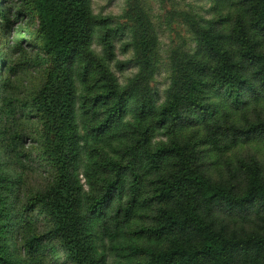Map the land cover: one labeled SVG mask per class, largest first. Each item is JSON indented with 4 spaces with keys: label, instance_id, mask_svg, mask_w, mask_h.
Returning a JSON list of instances; mask_svg holds the SVG:
<instances>
[{
    "label": "rangeland",
    "instance_id": "374dc122",
    "mask_svg": "<svg viewBox=\"0 0 264 264\" xmlns=\"http://www.w3.org/2000/svg\"><path fill=\"white\" fill-rule=\"evenodd\" d=\"M72 1L87 16L73 54L35 68L38 15L26 0H0V264H78L80 251L89 264H135L165 249L172 236L140 231L170 204L150 197L175 170L174 141L195 142L213 180L239 158L264 165L263 140L215 149L201 122L159 124L162 108L195 80L211 103L207 119L219 116L213 74L195 77L192 66L214 65L203 33L224 37L237 53L240 11L230 0ZM15 31L22 51L11 47ZM114 105L121 108L111 118L106 109ZM116 161L122 182L103 209H88L107 192ZM70 184L75 209L66 214L55 198ZM120 205L130 212L118 225ZM58 212L67 219L56 226Z\"/></svg>",
    "mask_w": 264,
    "mask_h": 264
},
{
    "label": "trees",
    "instance_id": "16d2710c",
    "mask_svg": "<svg viewBox=\"0 0 264 264\" xmlns=\"http://www.w3.org/2000/svg\"><path fill=\"white\" fill-rule=\"evenodd\" d=\"M26 1L38 15L41 27L34 67L56 57L69 59L87 19L84 10L73 5L72 0ZM230 1L240 11L233 29L237 53L222 40L224 37L203 33L204 49L214 65L197 62L192 66L195 77L213 74L218 87L214 95L223 100L222 107L217 104L219 116L207 119L211 103L201 93L203 82L195 80L162 108L159 121L168 130L201 122L208 142L215 149L224 142L237 146L264 141V0ZM18 34L20 31H15L11 47L22 51ZM120 108L114 105L106 111L112 118ZM168 151L174 158L175 170L156 181L150 200L170 204L160 207L153 225L140 232L155 237L169 235L172 239L165 249L151 253L146 262L135 264H264V165L239 158L236 163L227 164L225 178L213 180L195 142L174 141ZM111 164L116 174L107 192L94 198L88 209H103L114 194L113 188L122 182L123 162ZM70 186L62 198H55L66 208V214L75 209ZM128 208L119 206L114 216L116 224L126 221ZM60 216L58 212L54 219L56 226L67 219ZM35 240L27 241L28 249L34 247ZM75 259L78 264H89L82 251Z\"/></svg>",
    "mask_w": 264,
    "mask_h": 264
}]
</instances>
